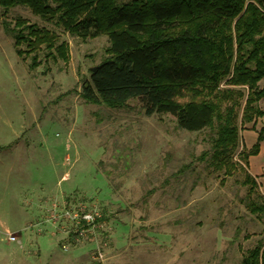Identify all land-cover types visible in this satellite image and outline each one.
<instances>
[{
    "label": "rangeland",
    "instance_id": "rangeland-1",
    "mask_svg": "<svg viewBox=\"0 0 264 264\" xmlns=\"http://www.w3.org/2000/svg\"><path fill=\"white\" fill-rule=\"evenodd\" d=\"M2 13L0 264H240L264 241V216L245 205L263 193L243 183L248 163L235 155L244 169L227 174L201 158L211 129L147 115L139 99L109 108L79 97L107 35L83 40L16 6L7 19L22 15L69 43L67 63L31 70Z\"/></svg>",
    "mask_w": 264,
    "mask_h": 264
},
{
    "label": "trees",
    "instance_id": "trees-1",
    "mask_svg": "<svg viewBox=\"0 0 264 264\" xmlns=\"http://www.w3.org/2000/svg\"><path fill=\"white\" fill-rule=\"evenodd\" d=\"M3 27L31 70L67 63L69 43L46 26L9 11L25 6L83 40L107 35L106 57L77 92L87 103L123 108L139 99L145 114H171L180 128L212 130L209 164L232 174L235 155L248 163L264 142V125L251 148L240 131L264 117V0H0ZM5 16V17H4ZM244 169V168H243ZM244 184L259 185L246 170ZM264 216V193L245 201ZM240 264H264V241Z\"/></svg>",
    "mask_w": 264,
    "mask_h": 264
},
{
    "label": "crops",
    "instance_id": "crops-1",
    "mask_svg": "<svg viewBox=\"0 0 264 264\" xmlns=\"http://www.w3.org/2000/svg\"><path fill=\"white\" fill-rule=\"evenodd\" d=\"M261 102L260 105L262 106ZM263 122L264 117H260L256 121L257 125H254V122L244 125V129L241 130L240 134L246 147L251 148V146L256 143L258 137L257 130L264 125ZM248 165L250 173L254 176L259 188L264 193V142L261 143L259 153L249 157Z\"/></svg>",
    "mask_w": 264,
    "mask_h": 264
},
{
    "label": "built area",
    "instance_id": "built-area-1",
    "mask_svg": "<svg viewBox=\"0 0 264 264\" xmlns=\"http://www.w3.org/2000/svg\"><path fill=\"white\" fill-rule=\"evenodd\" d=\"M81 220H82L83 222H85L86 224H87V223L89 224V223H93V222L96 220V218H95V216H94L93 214H91L90 212H84V213L82 214V216H81ZM17 239H18L17 235H11V236H9V241H10V242H16Z\"/></svg>",
    "mask_w": 264,
    "mask_h": 264
}]
</instances>
